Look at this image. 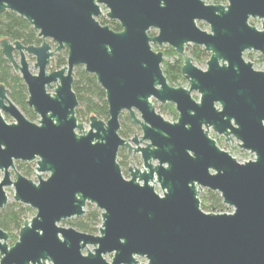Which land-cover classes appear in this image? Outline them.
<instances>
[{
  "label": "water",
  "instance_id": "1",
  "mask_svg": "<svg viewBox=\"0 0 264 264\" xmlns=\"http://www.w3.org/2000/svg\"><path fill=\"white\" fill-rule=\"evenodd\" d=\"M100 5L121 30L98 21ZM6 10L24 17L41 43L0 40L37 116L30 120L0 83V209L8 186L14 201L35 209L12 245L0 227V264H264V70L242 55H264V0H0V13ZM250 16L263 19L262 30L248 24ZM152 44L181 57L187 88L169 84ZM187 44L209 53L206 69L185 54ZM63 49L66 64L48 71ZM78 65L95 75L108 106L107 120L92 115L87 128L75 114ZM152 98L173 104L176 120L158 113ZM123 111L140 135L119 134ZM210 130L254 158L237 161ZM120 148L142 161L127 168L128 178ZM16 161H35L37 182ZM203 187L231 212L204 211ZM87 203L101 211L97 233L60 225L83 215Z\"/></svg>",
  "mask_w": 264,
  "mask_h": 264
},
{
  "label": "trees",
  "instance_id": "2",
  "mask_svg": "<svg viewBox=\"0 0 264 264\" xmlns=\"http://www.w3.org/2000/svg\"><path fill=\"white\" fill-rule=\"evenodd\" d=\"M213 2H217L214 0ZM101 24L109 25L113 30H121L119 24L114 20L103 19L100 20ZM7 38L11 41L19 40L24 45L41 43V39L37 37V31L34 30L27 20L18 15L17 13L6 10L0 13V40ZM156 50H162L163 56L168 59L164 60L162 65L163 72L169 82L174 84L178 79H181V65L182 60L170 46H164L163 48L154 46ZM190 53L194 58L208 57L202 48L195 45H191ZM67 50L63 49L57 52L51 58V70L58 69L66 64ZM73 91L78 99V106L75 109V114L78 118L82 116H92L107 120L108 118V106L105 99V91L99 85L95 75L85 71L83 66L78 65L73 70ZM0 83L5 85L9 90L10 99L23 111V113L30 119H37V116L33 113L32 109L26 104L27 89L20 75L15 72L11 64L3 56L0 46ZM172 107V105H170ZM174 111V109L172 108ZM119 134L128 138L136 134L139 127L134 124L129 117L128 113H121L120 117ZM120 165L127 163V153L124 148H120L118 156ZM20 168L24 167V174L28 175L31 172L30 164L26 162H17ZM126 174V172H125ZM200 206L204 211L220 212L226 207L222 203V199L219 193L205 190L203 198L200 200ZM88 210L79 217H74L69 222L74 228L87 233H96L98 231V225H100L101 211L92 204L88 203ZM30 211V207L23 205L16 201L7 202V204L0 209V227L5 230L9 235V240L15 241L18 235L19 229L22 226L23 220L26 218L27 213Z\"/></svg>",
  "mask_w": 264,
  "mask_h": 264
},
{
  "label": "rangeland",
  "instance_id": "3",
  "mask_svg": "<svg viewBox=\"0 0 264 264\" xmlns=\"http://www.w3.org/2000/svg\"><path fill=\"white\" fill-rule=\"evenodd\" d=\"M207 3H212L211 0H206ZM105 12V11H104ZM197 25L203 29V30H209V26L208 24H206L205 22H197ZM151 31L156 34L157 30L154 28V29H151ZM46 41L48 43H50L53 47H54V43L52 42V40H50L49 38H46ZM192 44H188L187 47L185 48V54L189 57L192 58V61H193V64H195L197 67L201 68V69H206V61L208 59V57H203V58H193L191 53H190V48ZM161 48H163L164 46H159ZM154 50H156L154 47H152ZM156 51H160L162 52V50H156ZM16 57L18 58V55L16 53ZM244 59L247 61L249 60L250 62L253 63V68L256 69V70H264V61L261 60L259 57H258V54L255 53V52H252L251 54H246L243 55ZM165 59H168L166 56H164V60ZM28 61H29V64H30V68H31V71L33 72H36V70L33 69V64H34V57L32 56H28ZM51 61V59H50ZM51 62H49L48 64V67H47V70L48 71H52L51 70ZM172 86H183L185 88H187L189 86L188 82L184 79V77L182 76L181 79H178L174 84H172ZM192 96L198 100L199 98V93H197L196 91H193L192 93ZM153 104L155 105V109L158 113H160L165 119L169 120V121H175L176 120V117H177V111L174 107L173 104L171 103H166V104H161L159 101L155 100L154 98L151 99ZM172 105V107L170 106ZM172 108L174 109V111L172 110ZM122 113H127L126 111H123ZM135 113L137 116H139V113L137 110H135ZM3 116L4 118L8 121V122H11L13 121V119L6 113H3ZM37 119H34L33 121H36ZM79 122H82L84 127L87 128L88 127V123H89V116H82L80 117L79 119ZM136 134L140 135L141 134V131L140 129L136 132ZM210 136L213 137L216 142H217V145L219 147H221L222 149L228 151L233 157H235L237 159V161L239 162H244V161H248L249 159L252 160L254 158V154L246 151V150H243L239 147L238 145V141L236 139H234L232 142L231 141H225L223 136L221 135H218L217 133H215L214 131L210 130ZM237 141V142H236ZM126 151V149H125ZM127 153V152H126ZM129 158H130V161H129ZM119 157H117V160L119 161ZM126 161L127 163L124 164V165H121V168H122V172H123V175L128 178V172H127V168L130 166V165H135L137 167H140V165L142 164V161H141V158L139 156V154H136V153H130V154H127V158H126ZM132 161V162H131ZM17 162H21V161H16L15 162V167L16 169L21 172L23 175L24 174V170L25 168L22 167L20 168L17 164ZM24 163V162H23ZM30 165V168H31V172L28 174V175H25L26 177L28 178H31L33 181L37 182V177H36V174H35V161H32V162H28ZM34 171V172H33ZM126 172V174H125ZM0 176H2V173L0 172ZM42 176L43 177H46L47 176V173H42ZM11 179H15V173L13 170H11ZM155 189L157 192L161 193L160 189H159V186L156 185L155 186ZM207 188H201L198 192V197L199 199L201 200L203 198V195L205 194V190ZM5 191H6V194L8 196V202L10 201H14L13 200V193H14V188L13 186H8V187H5ZM91 204V203H90ZM24 205V204H23ZM93 206H95L94 204H92ZM225 205V204H224ZM28 206V205H26ZM29 207V206H28ZM227 208H225L223 211H220V212H231L232 208L231 207H228L226 206ZM89 208H88V203L85 207V211H87ZM209 212V211H207ZM35 214V209L34 208H31L30 207V211L27 213V216H26V219H29L31 218L33 215ZM74 217L72 218H69V219H66V220H62L60 222V225L62 226H72L69 222L67 221H70L71 219H73ZM99 226V225H98ZM98 232V231H97ZM96 232V233H97ZM18 238V235L16 237V240ZM15 240V241H16ZM15 241H11L8 239V243L9 245H12ZM90 249H92V246L90 245L89 246ZM104 257L107 259V260H110L111 259V254H106L104 255ZM141 262H143L144 260L143 259H140Z\"/></svg>",
  "mask_w": 264,
  "mask_h": 264
},
{
  "label": "flooded vegetation",
  "instance_id": "4",
  "mask_svg": "<svg viewBox=\"0 0 264 264\" xmlns=\"http://www.w3.org/2000/svg\"><path fill=\"white\" fill-rule=\"evenodd\" d=\"M214 0H211V2L213 3V4H226V0H216L217 2H213ZM100 9H101V11H102V14L100 15V16H98L97 17V19H98V21L100 22V20H103V19H109L107 16H106V12H107V8L104 6V5H100ZM105 11V12H104ZM109 20H112V19H109ZM114 21H116V20H114ZM118 24H119V22L118 21H116ZM197 22H204V21H201V20H196V24H197ZM206 23V22H205ZM207 24V23H206ZM248 24L250 25V26H253V27H255L257 30H262V26H263V19L262 18H259V17H252V16H250L249 18H248ZM119 26H120V24H119ZM121 28V27H120ZM151 29H154V28H150L149 29V31H148V33H149V35H154V33L151 31ZM188 45V44H187ZM187 45H186V47H187ZM192 45H194V44H192ZM154 46H169V45H167V44H163V45H155V44H152V47H154ZM195 46H197V45H195ZM185 47V48H186ZM197 47H200V46H197ZM155 48V47H154ZM200 48H202L203 49V47H200ZM204 50V49H203ZM175 51V50H174ZM205 51V50H204ZM206 53H208L207 51H205ZM252 52H255V53H257L258 54V57L261 59V60H263L264 61V55H262L259 51H257V50H253V49H245L244 51H243V54L242 55H245V53L246 54H251ZM178 55V54H177ZM208 55H209V53H208ZM179 56V55H178ZM180 57V56H179ZM209 57V56H208ZM181 58V57H180ZM191 58V57H190ZM244 58V57H243ZM182 60V59H181ZM191 61H192V58H191ZM193 62V61H192ZM252 63V62H251ZM252 66H253V63H252ZM138 126V125H137ZM139 127V126H138ZM140 129V128H139ZM125 149V148H124ZM126 152H127V150H126ZM249 152V151H248Z\"/></svg>",
  "mask_w": 264,
  "mask_h": 264
}]
</instances>
